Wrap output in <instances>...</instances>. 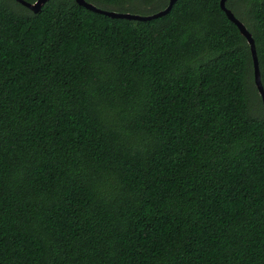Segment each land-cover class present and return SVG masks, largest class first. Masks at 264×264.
Listing matches in <instances>:
<instances>
[{
	"label": "trees",
	"instance_id": "obj_1",
	"mask_svg": "<svg viewBox=\"0 0 264 264\" xmlns=\"http://www.w3.org/2000/svg\"><path fill=\"white\" fill-rule=\"evenodd\" d=\"M226 6L264 86V0ZM0 264H264V106L221 0H0Z\"/></svg>",
	"mask_w": 264,
	"mask_h": 264
},
{
	"label": "water",
	"instance_id": "obj_2",
	"mask_svg": "<svg viewBox=\"0 0 264 264\" xmlns=\"http://www.w3.org/2000/svg\"><path fill=\"white\" fill-rule=\"evenodd\" d=\"M18 3H20L22 6L26 7L30 11H32L35 14H38L41 12L42 8L44 5H46L50 0H37L35 3H28L24 0H14ZM78 5L81 7L86 8L89 11H92L94 13H98L110 18L114 19H125V20H131V21H141V22H146V21H151L157 18H161L167 14H169L174 6V4L178 0H170L169 6L167 9L158 12L153 15H138V14H132V13H122V12H117V11H111V10H102L94 6L93 4H90L86 2L85 0H75ZM228 0H221V8L225 12L226 16L228 19L235 24L241 34L247 39L250 47H251V52L253 56V63H254V78H255V84L258 89L259 95L262 99L263 106H264V86L262 82V76H261V70H260V64L258 60V55H257V49L255 45V41L253 39L252 34L248 31L247 27L243 22H241L235 15L234 13L227 8L226 3Z\"/></svg>",
	"mask_w": 264,
	"mask_h": 264
},
{
	"label": "rangeland",
	"instance_id": "obj_3",
	"mask_svg": "<svg viewBox=\"0 0 264 264\" xmlns=\"http://www.w3.org/2000/svg\"><path fill=\"white\" fill-rule=\"evenodd\" d=\"M158 9H152L151 7H149V8H143V7H141V8H139V14H146V13H153V12H155V11H157ZM133 12H136V9H134L133 10Z\"/></svg>",
	"mask_w": 264,
	"mask_h": 264
}]
</instances>
